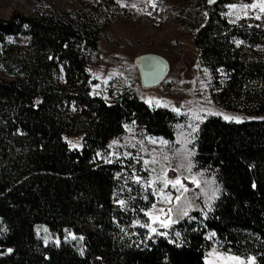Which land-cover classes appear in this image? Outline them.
<instances>
[{"label": "trees", "instance_id": "obj_1", "mask_svg": "<svg viewBox=\"0 0 264 264\" xmlns=\"http://www.w3.org/2000/svg\"><path fill=\"white\" fill-rule=\"evenodd\" d=\"M212 27L195 39L203 60L254 75L255 67L226 59ZM17 33L29 37L27 48L5 42ZM97 48L96 34L68 16L0 21V64L17 72L16 82L0 81V264H205L207 233L232 254L264 264V123L208 121L195 161L214 170L221 197L201 226L180 224L174 242L148 237L115 205L117 165L96 163L94 154L130 122L165 136L169 116L133 96L111 104L90 96L87 63ZM60 68L64 86L55 80ZM234 86L239 91L240 80ZM68 105L91 117L79 151L62 139ZM257 110L264 112L263 102ZM40 225L59 238L71 230L80 246L43 244Z\"/></svg>", "mask_w": 264, "mask_h": 264}, {"label": "rangeland", "instance_id": "obj_2", "mask_svg": "<svg viewBox=\"0 0 264 264\" xmlns=\"http://www.w3.org/2000/svg\"><path fill=\"white\" fill-rule=\"evenodd\" d=\"M253 3L259 0H217L214 4L209 0H0V21L15 15L28 19L68 16L96 34L98 48L87 63L90 96L111 104L129 95L167 112L165 136L148 135L130 122L122 136L94 154L96 163L117 165L115 205L130 216V225L143 229L148 237L174 242L183 233L180 224L201 226L221 197L223 189L214 170L195 161L202 128L208 121L232 126L264 123V112L257 110L264 103V12L259 7H245ZM209 24L226 51V59L255 67L254 75L241 77L228 62V66H213L203 60L195 39ZM5 42L25 49L29 37L17 33ZM143 54L162 56L169 65L164 81L148 91L140 86L134 62ZM55 80L64 86L61 68ZM239 80L242 86L238 91L234 82ZM0 81L16 82L17 72L0 64ZM67 114L68 133L62 139L68 149L79 151L86 144L91 117L73 105H68ZM225 115L239 117L240 122L226 121ZM69 142L78 147L70 148ZM177 179L180 184L175 186L166 183ZM193 179L198 183H192ZM145 213L157 219L153 221ZM169 217V226L162 227L160 221ZM146 224L163 235L150 233L143 227ZM61 232L59 238L43 225L36 227V235L45 245L62 242L80 246L71 230L63 228ZM205 238L209 244L205 264H236L227 259L229 256H238L245 264L248 257L255 258L249 253L232 254L212 233Z\"/></svg>", "mask_w": 264, "mask_h": 264}, {"label": "water", "instance_id": "obj_3", "mask_svg": "<svg viewBox=\"0 0 264 264\" xmlns=\"http://www.w3.org/2000/svg\"><path fill=\"white\" fill-rule=\"evenodd\" d=\"M214 0L213 3H216ZM135 66L140 76V86L148 91L159 86L169 72V65L166 59L156 54H143L135 58Z\"/></svg>", "mask_w": 264, "mask_h": 264}, {"label": "snow or ice", "instance_id": "obj_4", "mask_svg": "<svg viewBox=\"0 0 264 264\" xmlns=\"http://www.w3.org/2000/svg\"><path fill=\"white\" fill-rule=\"evenodd\" d=\"M118 2H119V0H118ZM213 2H214V0H209V3H213ZM121 6H123V5H121ZM133 7H134V5H133ZM229 7L234 9V8H236V5H229ZM245 7H252V8L259 7L260 10L262 12H264V0H259V3L258 4L257 3H253L250 6L249 5H245ZM257 18H259V17H257ZM37 103H39V101H37ZM223 118L226 121H233V120H235L236 122H240V118L239 117H233V116L225 115ZM193 131H196V129L193 128ZM69 146H70V148H76V147H78L77 144H72L71 142H69ZM166 183H172L175 186L177 184H180V181H179V179H177L175 181H166ZM192 183L196 184V183H198V181H196L195 179H193L192 180ZM181 187H183V185H181ZM177 199H179V197H177ZM119 203L123 204V201H120ZM161 212H163V209H161ZM145 214L148 215L149 218L152 219L153 221H155L157 219L156 217L152 216L151 213H145ZM182 214L183 215H187V212L184 211ZM169 221H170V217H169V220H167V221L166 220H161L160 221L161 226L167 228L169 226ZM143 227L148 228V230H149L150 233H154V234H157V235H163V233H157V229L154 228V227H152L151 224L143 225ZM177 236H179V233H177ZM8 251L11 252L12 250L9 249ZM81 254H83V252H81ZM227 259L230 260V261L236 262V264H245V262L243 260H241V258L238 257V256H229V257H227ZM247 264H255V258L254 257H251V256L248 257Z\"/></svg>", "mask_w": 264, "mask_h": 264}]
</instances>
